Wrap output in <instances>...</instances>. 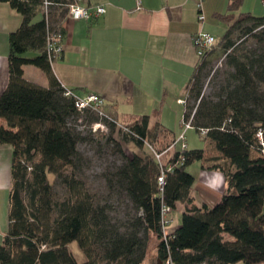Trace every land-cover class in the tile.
Returning <instances> with one entry per match:
<instances>
[{"label":"trees","instance_id":"16d2710c","mask_svg":"<svg viewBox=\"0 0 264 264\" xmlns=\"http://www.w3.org/2000/svg\"><path fill=\"white\" fill-rule=\"evenodd\" d=\"M76 1L0 0L23 17L9 36V78L0 94V119L6 123L0 144L13 147L9 225L0 243V264H143L152 235L157 238L155 264L264 262V155L257 140L258 129L264 128V16L236 15L242 0H230L228 13L221 16L227 29L214 49L199 57L187 90L183 115L194 113L192 128L218 154L174 149L159 160L149 145L163 153L175 138L165 141L160 125H150L149 116L108 122L110 134L101 136L120 163L101 176L108 191L104 196L83 177L85 157L79 143L86 136L69 123L82 113L90 123L99 122V115L89 108L79 110L76 98L65 95L67 88L56 77L48 53L50 35L62 40L63 22ZM217 49L225 55L226 82L218 94L207 97L199 75ZM30 51L38 53L30 56ZM26 65L40 68L48 85L26 79ZM116 131L143 155L126 152L113 135ZM160 137L166 142L161 147ZM195 161L225 177L226 189L214 204L196 201V179L188 170ZM114 198L127 202L124 218L113 216ZM179 203L184 204L181 223L166 233L163 209L169 207L170 215ZM73 242L84 253V262L70 250Z\"/></svg>","mask_w":264,"mask_h":264},{"label":"crops","instance_id":"0c3cea01","mask_svg":"<svg viewBox=\"0 0 264 264\" xmlns=\"http://www.w3.org/2000/svg\"><path fill=\"white\" fill-rule=\"evenodd\" d=\"M78 2L86 7L104 5L106 13L92 21L69 16L64 20L62 52L52 62L58 80L76 96H102L105 110L118 121L130 122L147 115L150 125L158 123L167 140L176 139L182 115L180 100L186 96L199 63L193 38L201 30L217 39L224 35L227 23L221 16L228 13L230 0H203L204 23L198 20L197 0ZM239 13L264 16L263 0H242L235 14ZM40 18L41 13L35 20ZM22 21L8 2H0V94L9 78V36ZM37 53L30 51L28 55ZM32 66H24L25 78L47 86L46 74ZM5 124L0 119V129ZM176 149H180L179 143ZM139 150L135 145L133 152L143 155ZM12 155L11 145L0 144V181L1 176H7L9 188ZM198 175V179L194 176L196 201L214 204L227 186L223 173L201 165ZM179 207L184 210V204ZM180 223H171L166 233L174 232Z\"/></svg>","mask_w":264,"mask_h":264},{"label":"rangeland","instance_id":"374dc122","mask_svg":"<svg viewBox=\"0 0 264 264\" xmlns=\"http://www.w3.org/2000/svg\"><path fill=\"white\" fill-rule=\"evenodd\" d=\"M226 31V30H225ZM222 37V36H221ZM220 37V38H221ZM247 45L250 47H255V43L252 40H248ZM217 49L215 53L209 58V64L208 67L203 69L199 75L202 80L203 84V95L207 97H214L218 92L220 91L221 86L225 84V74L226 71H228V67L224 64L225 63V55L222 52L218 51ZM31 67V66H30ZM33 68L37 69V67L32 66ZM41 74L45 76V74L40 70ZM181 104V103H180ZM197 104L196 100H191V107H195ZM182 106V115L180 117L179 127H180V133L183 132V128L181 127V120L183 118V105ZM95 114L98 112L94 109H89ZM105 110V109H104ZM107 116H100L99 114V122H93L90 123L88 120V115L86 113H82L79 115L78 118H70L69 123L77 130H79L84 136H86V140L81 141L79 143V150L84 155V170H83V177L87 180L89 187L98 193H101L102 195L106 196L108 194L107 188L105 186V181L102 179V174L105 173V171L110 170L113 166L116 164H119L120 157L118 154L113 153L111 148H108L105 142V138L101 136V134L108 135L110 134V128L108 126V122H115L118 121L112 114L108 113L105 110ZM106 119V120H105ZM99 124H102L103 127H98L95 129V127ZM118 123H121L118 121ZM119 127V124H118ZM186 139L187 145L189 148H199V149H206L207 154L209 156L217 155L218 152L214 148L212 144H210V141H206L204 138L201 137V135L194 129H188L186 131ZM114 137L117 140H120L122 142V146L124 150L128 153H134L135 144L131 141H127L122 138V135L119 131H116L114 134ZM176 137V139L179 138ZM167 142H171V140H167L168 138H165ZM184 140H180L179 147L181 148V144ZM161 142H164L163 138H159V144L158 146H164L166 142H164V145H160ZM173 151V150H172ZM140 153H142L139 150ZM253 156H257V154H253ZM200 167L201 162L195 161L192 164L188 165V170L191 172L197 179L199 178L200 173ZM0 181V243L3 242L4 235L8 229L9 221H8V212H9V179L6 176V179L1 176ZM7 180V181H6ZM49 180L52 184L55 183V176L50 174ZM6 181V182H4ZM58 194L60 196L63 195L64 191L60 186H57L56 188ZM225 190V187L223 191ZM111 204L113 203L115 205V211L112 213L114 217L118 218H124V213L127 210V202L125 200L123 201H116V199L110 200ZM201 203V202H200ZM182 203H179V206H181ZM170 217V215H168ZM172 223L175 225L178 223V221L182 219V210L179 208L175 209V211L172 213ZM224 236L228 237L230 240L232 239L230 235L224 234ZM156 245H157V238L156 236L150 237V241L148 244L147 249V255L143 262V264H155L157 262V252H156ZM70 250L76 257L78 262H83L86 260V257L78 244L76 242H73L69 246ZM234 264H245L242 262L234 263ZM256 264H264V262L256 263Z\"/></svg>","mask_w":264,"mask_h":264},{"label":"built area","instance_id":"2783aa9c","mask_svg":"<svg viewBox=\"0 0 264 264\" xmlns=\"http://www.w3.org/2000/svg\"><path fill=\"white\" fill-rule=\"evenodd\" d=\"M48 5L49 2H45V9H48ZM263 5H264V0H263ZM197 7L199 10L198 13V20L201 23H204L206 16L203 12V0H197ZM104 13H106V7L104 5H96V6H82L79 4L78 1L72 3L69 7V17L73 20H87V21H92L93 19H97L98 17H100L101 15H103ZM194 45L196 48V52L198 57H204L206 56L207 52L212 51L215 47L217 38L206 31H199L197 34H195L194 38ZM62 52V46L60 44V41L58 40V38H56V36L54 35H50L49 37V44H48V53H49V57L50 60L53 62L54 60H56L59 55ZM65 95L67 96H74L76 98V106L79 110H83L86 108L89 109H94L95 111L98 112V114L100 116H107L106 112H105V100L102 96L96 94V93H89L87 94L85 97H79L76 96L73 91L66 89ZM180 103L183 105V107L185 108V110H187V94L186 96L180 100ZM194 114V113H193ZM193 114L190 115L189 117H186L183 115V118L181 120V127L183 128V132L181 133V135L179 136L178 139H175L173 141V143L163 152V153H158L155 149L154 146L149 145V148L152 149V151L154 152L155 156L157 159L161 160L162 156L167 153L168 151H172L174 149H176V144L179 143L178 141L180 140H184L181 144V148L180 149H186L188 148L187 142L185 141L186 139V131L188 129L192 128V119H193ZM120 125V124H119ZM103 127L102 124H99L95 127V129H97L98 127ZM122 127V129L125 132H130V130L128 129V127H125L123 125H120ZM202 134H205V131H202ZM257 140H258V144L261 148V152L264 155V128H259L257 131ZM168 170H170V167L168 168ZM164 179L165 176L164 174H162L159 177V184L160 186H162L164 184ZM169 212H170V208L166 207L163 209V225L164 228H167L170 223H172V219L169 218ZM169 264V263H168Z\"/></svg>","mask_w":264,"mask_h":264}]
</instances>
